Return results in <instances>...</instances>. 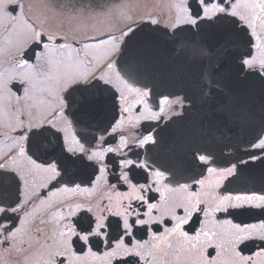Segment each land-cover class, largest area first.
<instances>
[{"label": "flooded vegetation", "instance_id": "obj_1", "mask_svg": "<svg viewBox=\"0 0 264 264\" xmlns=\"http://www.w3.org/2000/svg\"><path fill=\"white\" fill-rule=\"evenodd\" d=\"M132 1L129 0L130 3ZM167 1L157 0L148 11L161 21L157 25L173 31L169 24L182 15L180 11L182 0L174 2L169 9ZM21 2L25 4L23 15L19 9L16 13H12V16L18 17L16 21L9 16H0V24L2 23L0 25V107L5 109L0 111V164L9 163L8 171L0 170V190L15 192L19 186L20 191L23 192L25 186L20 181V175L23 174L28 181L27 191L32 195L30 204L26 206L27 212L31 215L25 216L22 212L20 215L24 218V222L21 223L19 219L13 222L16 227L23 229L17 235L16 242L20 239L25 240L24 247L32 243L33 260L39 261V264H44L49 250L65 251L66 255L76 251L80 258L76 259L68 255L71 264H109V258L103 255L106 251L103 245H93L95 256H84L79 251L80 244L75 237H70V234L64 237L59 235L61 231L67 232L66 223L71 227L82 215L77 213L76 216L69 217V206L74 207L75 203L92 201L102 207L109 205L113 211H123L120 207L121 197L128 196L131 199L124 200V203H131L132 207L148 220L149 216L144 215L148 210L147 204L143 206L139 204L134 198L137 194L117 179L118 174L112 170V166H109L110 171L106 181L103 177L97 180L99 173H94L92 168L85 167L74 168L68 174H62L56 180L50 181L49 174L44 168L47 162L58 155L56 135L52 134L56 129H51L42 137H34L31 132H27V139L21 140V136L27 131L30 122L39 121L47 125L48 121H55L58 127H63L57 117V113L62 109L58 97H66L68 92L72 91L71 85L68 86V91L62 90L68 81L84 75H88L89 79L101 75L107 78L111 75L106 71L108 63L115 62L116 70H119L117 61L122 45L128 37L122 36L121 30L131 23V20L116 29L105 28L107 30L95 31L87 35L81 33L77 35L76 40L64 39L62 38L64 33L57 31L54 25L40 26V21L43 19L40 10L28 7L30 3L34 4L35 0H21ZM253 2L258 3L259 0H238L240 6L236 10L250 16L249 10L244 5ZM143 12L146 13L147 10ZM256 14H260L258 10ZM140 17L135 19L137 23L133 25L134 31L140 25L147 23L146 19L141 20ZM229 19H236L237 24H241L238 18ZM22 20L33 24L36 31L45 33L39 46L26 23L20 26L23 29L20 36L15 35L16 26L22 23ZM183 26L187 25L180 27ZM248 31L250 32L251 29ZM256 32L261 40L256 41L252 37L253 44L264 45V25L259 20L256 21ZM48 34L54 37L50 41L47 39ZM248 39L249 37L246 36L234 37L230 43L225 44V48L213 49L218 55L210 63L193 60L191 74L182 70L176 81H163V84H168L170 88H165L162 92L135 86L149 90L150 94L146 98L147 107L140 103L141 97L127 90L123 91L126 102L122 103L119 100L120 94L116 93V87L122 86L113 79L115 87L101 85L99 89L91 90L95 98L103 103L104 111L100 117L84 118L81 122H77V119L69 115V111H76L82 99L79 93L73 94L72 99L75 103L70 109H65V115L71 120L67 134H75L78 138H86L88 141L93 137L98 139L101 135L112 140V136L106 134L104 129L109 123L122 118L124 128L121 131L125 137L154 134L155 144L146 145L144 148L133 146L129 152L132 158H137L132 155L133 153H140L139 160L147 161L151 169L164 173L163 177L152 185V190L144 193L148 202L157 206L151 213V220L163 221L159 223L160 231L163 232L165 227H174L191 213V219L188 224L183 225V230L187 231L189 236L204 231L216 233L217 236L210 243L201 234L197 246L203 248L205 255L213 251L221 252V256L217 259L222 261H227L231 256L229 241L233 237L228 221L231 220L232 223L257 221L248 215H231L230 213L237 211L234 209L228 212L223 210L213 212L210 216H205L203 211L193 209L206 208L213 198L219 202V197L229 194L264 192V160L261 158L250 160L248 155L253 151L259 152L252 149L250 144L258 135L264 134L262 133L264 120L261 119V111L264 109V81L255 77L245 79L244 73L239 71L240 56H246L251 52L252 55L260 58L264 55V48L250 46ZM107 42L112 43L114 47L109 54L106 52L103 55V44ZM45 44L47 48H44ZM62 44L67 47L61 48ZM24 61L27 63L23 68L17 66ZM247 88H251V94L256 95L254 105L249 107ZM164 97L170 101L178 100L180 103L173 104L171 108L165 105V112L160 114V119H151L148 108L152 112L159 113L160 100ZM122 107H127L129 112L122 113ZM224 114H227V119L224 118ZM110 132L109 128L108 133ZM120 134V132L115 134L113 147L119 141ZM57 135L62 137L65 133L60 132ZM21 147L25 150L24 157L17 156ZM125 151L127 152L128 149ZM204 154L210 157L208 164L200 162L197 158ZM260 156L264 157V153H260ZM9 157H15L16 162L11 163ZM32 160L40 167L32 164L30 162ZM233 164L236 165V174L228 179H222L219 174L207 171L209 167L223 169ZM153 179L157 178L149 170L138 175L133 182L138 181L139 184L148 185L152 184ZM199 181H203V184L198 183ZM76 185L80 186L77 191L64 190L75 189ZM112 185H115V188H112ZM156 188H159L158 192ZM135 218L137 217H130V219ZM148 227L151 232H155L157 223L152 222ZM151 232L146 235L142 231H137L135 238L148 241L144 254H154L152 264H189L190 260L198 259L186 254L190 242L179 235L171 237L173 245L171 249H168L166 244L163 245V251L154 248L153 245H161L162 242L152 240ZM245 243L248 247H244V244L239 245L244 249V255H254L259 251L257 247L259 241L250 240ZM6 247L7 244L0 245V253H3ZM164 252H167V255ZM254 259L257 264H264V257L254 256Z\"/></svg>", "mask_w": 264, "mask_h": 264}, {"label": "snow or ice", "instance_id": "obj_2", "mask_svg": "<svg viewBox=\"0 0 264 264\" xmlns=\"http://www.w3.org/2000/svg\"><path fill=\"white\" fill-rule=\"evenodd\" d=\"M239 6L238 0H182L180 5L182 15L172 20L169 27L175 29L181 25H187V30L191 31L194 29L196 33L215 29L217 30V43L221 46L230 43L234 37L246 36L249 37L248 43L250 46L264 48V45L260 43L253 44L251 39L254 37L256 41L261 40V37L256 32V21L259 20L264 25V0L244 5L249 10L250 16L239 13L236 10ZM28 7L40 10L43 17L40 21L41 27H44L45 24L54 25L57 31L64 33L62 38L76 40L77 35L83 33L94 22L123 18L130 19L131 23L121 30L122 36L133 34V25L137 21L132 19L128 14L140 8L141 5L139 3H130L129 0H35V3H30ZM24 8L25 4L21 0H0V16H9L13 21H16L18 17L12 16V13H16L19 9L21 10V15H23ZM257 10L260 13L259 15L256 14ZM230 17L238 18L241 24H237L236 19H229ZM140 19H146L147 23L152 25H157L161 22L154 18L150 12L144 13ZM21 22L26 23L29 29L32 30L35 42L39 46L45 33L36 31L34 25L28 23L26 20H22ZM249 29H251L250 32L248 31ZM53 38L52 34L47 35L49 41ZM47 47V44H45L44 48ZM60 47L64 48L67 45L62 44ZM190 55L195 61H208L210 63L218 55V52L209 46L201 45L194 47ZM37 59H40V57H37ZM26 63L24 61L17 66L23 68ZM106 71L111 73L107 78L105 75H101L89 79L88 75H84L73 78L62 87L63 91H68V86H72V91L68 92L66 97H58L62 109L57 113V117L63 127H58L55 121H48L47 125L41 124L39 121L30 122L27 131L21 136V140L27 139V132H31L34 137H42L46 132H50L51 129L55 128L56 131L52 134L56 135L58 155L47 162L44 168L49 174L50 181L56 180L62 174H68L72 169L77 167L92 168L94 173H99L96 177L97 180L103 177L106 181L107 174L110 171L109 166H112V170L118 174L117 179L122 181L124 185H127L133 193L137 194L134 198L139 204L141 206L147 204L148 210L144 215L149 216V219H144L141 213L132 207L131 203H124V200L131 199L128 196L121 197L120 207L123 208V211H113L109 205L102 207L99 203L92 201L75 203L74 207L69 206L68 216L72 217L76 216L77 213H82L80 220L75 221L71 227L66 223L65 228L67 232L61 231L59 235L64 237L70 234V237H75L76 241L80 244L79 251L84 256H95L96 253L93 252V245H103L106 248L103 255L109 258V264H152L154 254H144V248L148 241L137 240L135 232L142 231L147 235L151 232L148 225L154 222L157 223V228L155 232H151V239L160 240L162 243L161 245H153V247L160 248L163 251V245L166 244V247L171 249L173 247L171 237L179 235L184 240L190 242L186 254L189 257L198 258L190 260L189 264H257L254 256L264 257V192L260 194H257L255 191L236 195L229 194L219 197V202H217L216 198H213L206 208L196 207L193 209L194 211H203L205 216H210L213 212L221 210L228 212L230 209H234L237 211L230 213L231 215H248L257 221L255 223H245L243 221L232 223L229 220L231 236L233 237L229 241L231 256L227 261L218 260L217 257L221 256V252L213 251L205 255L203 248L197 246L201 234L210 243L217 236L216 233L204 231L196 232L194 236H189L188 232L183 230V225L188 224L191 219V213L188 214L187 218L175 224L174 227H165L163 232L159 228V223H163V221L156 222L151 220V213L157 206L156 204L149 203L144 193L151 191L152 185L156 184L158 179L163 177L164 173L151 169L147 161L139 160L140 153H133L132 155L137 158H132L129 152H131L133 146L144 148L146 145L155 144L156 137L154 134L149 133L141 137L134 135L125 137L121 131L124 128L123 118L114 120V122L109 123L105 127L104 132L111 135L112 140H108L105 135H101L98 139L93 137L91 141H88L86 138H78L75 134H67V129L71 126V120H69L68 115H65V109H70L71 105L75 103L72 99L73 94L79 93L82 97L76 111H69V115L73 119L81 122L84 118L100 117L104 111L103 103L95 98L91 90L99 89L101 85L115 87L113 79L122 86L116 87V93L120 94L119 100L122 103L126 102L123 91L127 90L141 97L140 103L147 107L146 98L150 94L149 90H142L130 83V77L136 71L133 66H126L120 70H116V64L113 62L107 64ZM239 71L244 73L245 79L255 77L264 81V55L257 58L249 52L246 56H240ZM113 99H116L115 94L113 95ZM179 103L180 101L178 100L170 101L167 97L162 98L160 100L159 113L152 112L148 108V111L151 113V119L159 120L160 114L165 112V105L171 108L173 104ZM4 110L3 107H0V111ZM121 112L127 113L129 109L122 107ZM224 118L227 119V114H224ZM261 119L264 120V109L261 111ZM21 126H23L22 123ZM109 128L111 129L110 133H108ZM34 129L36 130L34 131ZM60 132H64L65 135L62 137L57 135ZM118 132L121 133L119 141L113 147L112 143L116 139L115 134ZM262 133H264V129H262ZM250 147L254 150H259V152L253 151L248 154L250 160L258 158L264 160V157L260 156V153H264V134L258 135L256 140L250 144ZM125 149H128V151L126 152ZM17 156H25L23 147L20 148ZM197 158L204 164L210 162V157L207 154L199 155ZM9 160L13 164L16 162L15 157H9ZM30 162L35 165L34 160ZM241 163H248V161H241ZM35 166L40 167V165ZM137 169L141 171L137 172ZM0 170L8 171L9 163L0 164ZM149 170L157 178L153 179L152 184L145 185L139 184L138 181L133 182L138 175H142ZM207 171L219 174L222 179H228L236 174V165L233 164L223 169L209 167ZM20 181L25 186L23 192L20 191L19 186L15 192L0 190V245H8V247L3 249V253H0V264H39V261L33 260L34 253H31L32 243H28V247H24L25 240L20 239L16 242L17 235L23 229L16 227L13 222L18 219L21 223L24 222V218L20 215L22 212L25 216L31 215V213L27 212L26 206L32 200V195L27 191L28 181L23 174L20 175ZM198 183L203 184V181H199ZM111 187L115 188V185ZM181 187L186 188L187 186ZM79 188L80 186L76 185L75 189L65 188L64 190L74 192L79 190ZM155 190L158 192L159 188ZM133 216L137 218L130 219ZM113 217L115 219H112ZM62 218L67 219L66 217ZM41 223H43V220H41ZM250 240L259 241L257 245L259 251H256L254 255H244V249L239 247V245L244 244V247H248L245 242ZM192 241H195V243H191ZM164 254L167 255V252H164ZM68 255L76 257V259L80 258L76 251H71ZM68 255L65 254V251L49 250L44 264H66V261L68 264H71V261H68Z\"/></svg>", "mask_w": 264, "mask_h": 264}, {"label": "water", "instance_id": "obj_3", "mask_svg": "<svg viewBox=\"0 0 264 264\" xmlns=\"http://www.w3.org/2000/svg\"><path fill=\"white\" fill-rule=\"evenodd\" d=\"M187 29L188 27H182L173 33L163 27L149 25L137 29L123 46L120 69L133 66L136 71L130 77L131 83L159 90L162 88L163 75L167 73L165 66L187 64L192 60L190 53L194 47L206 45L212 49L225 48V45L217 43V30L196 33L194 29ZM232 90L235 91L233 88ZM251 90L247 88L248 107L254 105L256 98Z\"/></svg>", "mask_w": 264, "mask_h": 264}, {"label": "rangeland", "instance_id": "obj_4", "mask_svg": "<svg viewBox=\"0 0 264 264\" xmlns=\"http://www.w3.org/2000/svg\"><path fill=\"white\" fill-rule=\"evenodd\" d=\"M133 1H135V4L139 3L141 5L140 8H138V9H136L133 12L128 14L132 17V19H136V18H139L140 16L144 15L143 10H147V12H149L148 10L154 6V3L157 0H133ZM133 1H132V3H133ZM174 2L177 3L178 0H168L167 1L168 9H169V7H172V4ZM128 20H130V19L123 18V19H114V20H110V21L94 22V23L90 24L89 27L82 34L87 35V34L95 33V31L99 32L102 30H107L105 28L116 29V28L124 25ZM0 25H2V23ZM21 25H23V23H20L18 26H16L17 30L15 31V35L20 36L21 32L23 31V29L20 28ZM54 32H57V31H54ZM103 46H104L103 47L104 49L102 50L103 55H105L106 52L109 54L111 49L114 47L113 44L109 43V42L104 43Z\"/></svg>", "mask_w": 264, "mask_h": 264}]
</instances>
